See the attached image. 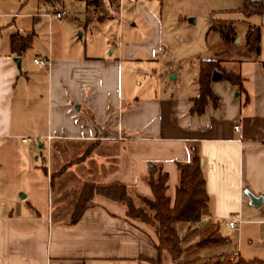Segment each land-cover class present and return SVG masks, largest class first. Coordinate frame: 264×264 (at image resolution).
Returning <instances> with one entry per match:
<instances>
[{
    "label": "crops",
    "instance_id": "0c3cea01",
    "mask_svg": "<svg viewBox=\"0 0 264 264\" xmlns=\"http://www.w3.org/2000/svg\"><path fill=\"white\" fill-rule=\"evenodd\" d=\"M8 1L0 0V28L4 19L11 23L3 38L0 35V140L28 143L34 151L45 153L46 163L53 154H64L68 144L74 150L83 147L86 153L76 164L83 167L77 192L87 181L100 185L119 182L141 208L138 196L151 197L146 181L150 169L167 174V194L172 200L179 178L176 164L188 162L189 148L193 147L201 157L208 195L207 205L200 211L202 219L218 221L219 232L220 224L228 229L226 222H236L226 242L211 247L213 255L230 253L264 260V246L252 248L257 231L264 226V54L227 62L215 53L227 70L242 77L244 90L238 91L226 81H212L210 89L217 103L213 106L208 100L199 115L189 111L198 92L197 81L192 88L177 93L138 95V91L121 86L117 59L88 57L77 50L54 52L49 44L44 51L35 44L32 57L47 61L43 66L45 85L23 90V86L16 88L20 79L32 84L38 79L24 71L18 73L9 36L31 33L32 47L41 19L48 28L50 20L60 18L48 17L47 12L64 7L55 9L39 0H15L14 5ZM238 1L232 0L239 9ZM38 5L46 10H38ZM12 6H17L16 11ZM21 9L24 11L17 12ZM244 18V41L236 43L241 50L246 49V30L256 26L262 50L264 12ZM25 51L19 56L21 68ZM27 89L28 93L24 92ZM96 151L100 155L93 159L91 154ZM85 161L87 167L83 166ZM69 164L61 167L58 177ZM245 190L260 196L261 203L251 206ZM64 195L62 189L57 190L54 210L68 216L56 221L50 217L52 209L41 214L30 202L22 203L18 198L11 205L0 204V264H175L165 251L161 261H156L154 230L126 216L124 205L94 195L92 205L70 223L77 194L70 201L71 208L65 210ZM187 227L193 229L187 224L178 226L182 230ZM196 238L194 233L192 243Z\"/></svg>",
    "mask_w": 264,
    "mask_h": 264
},
{
    "label": "rangeland",
    "instance_id": "374dc122",
    "mask_svg": "<svg viewBox=\"0 0 264 264\" xmlns=\"http://www.w3.org/2000/svg\"><path fill=\"white\" fill-rule=\"evenodd\" d=\"M14 1L8 2L13 4ZM100 3L98 8L86 6L84 0H60L54 4L55 9L64 7L68 12L62 8L67 13L59 20H50L48 28L41 19L35 27L33 46L23 54L20 67L26 76L36 75L37 84L31 81L23 83L20 79L16 88L23 86L25 90L30 86L41 88L45 85L44 67L32 63L35 44L43 51L49 44L54 52L59 49L62 52L77 50L88 57L117 59L121 86L144 96L192 88L196 82L195 69L202 58L220 57L231 62L229 60L234 57L264 54V43L257 53L245 47L241 50L240 44L236 43L238 39L241 43L244 41L243 29L247 18L241 16L232 0H101ZM38 6V10H46ZM12 7L16 11L17 6ZM22 11L24 9L17 10L19 13ZM4 20V26L0 28L1 37L11 29L10 19ZM17 20L21 22L23 19ZM230 29L234 34L225 38L223 35H228ZM217 52L219 57L215 56ZM149 90L150 93L147 92ZM24 92L28 93V89ZM85 153V148L74 150L72 144H68L64 154L55 153L46 163L45 153L34 151L28 143L21 144L17 139L0 140V204L11 205L18 198L22 203L30 202V206L41 214H45L47 208L52 209L50 217L54 221L68 216L55 212V195L62 189L66 201L62 209L71 208L70 201L80 191L77 192L76 188L78 179L83 176V167L76 164ZM98 155L100 153L96 151L91 157L97 159ZM67 163L71 166L58 177L61 167ZM83 166L87 167L88 162L85 161ZM142 208L148 215L152 214L146 207ZM143 223L152 230L157 224ZM178 226L180 245L187 249L174 261L175 264H192L213 255L211 247H191L194 233L199 232L198 227L193 226L189 231L188 227L182 230ZM260 228L252 248L264 246V226ZM230 231L220 224L222 235H230ZM255 253L259 255V252Z\"/></svg>",
    "mask_w": 264,
    "mask_h": 264
},
{
    "label": "trees",
    "instance_id": "16d2710c",
    "mask_svg": "<svg viewBox=\"0 0 264 264\" xmlns=\"http://www.w3.org/2000/svg\"><path fill=\"white\" fill-rule=\"evenodd\" d=\"M45 4L54 5L60 0H39ZM85 5H92L98 8L101 0H84ZM111 2V0H108ZM240 13L243 17L264 12V0H240ZM233 34L230 29L229 34H224L225 38ZM31 33L15 32L9 36V50L15 56H20L31 45ZM245 46L249 51L258 52L259 30L256 26H250L245 34ZM264 70V61L261 62ZM198 92L191 99L192 105L189 108L191 114L202 113L208 100L215 106L217 97L210 89L212 81H226L234 85L238 91H243L242 77L233 71L227 70L220 59L207 58L199 61L197 74ZM190 160L186 163H177L179 172L178 184L175 187L172 200L167 194V174L160 169L151 168L146 181L150 187L151 197L138 196L139 200L151 211L148 215L144 208L134 204L127 194L126 187L119 182H112L106 185L95 184L94 182H83L80 191L73 204L70 223L79 219L81 213L88 206L92 205L91 198L99 195L115 203H120L125 207L126 216L138 219L146 223H157L155 227L156 243L154 247L157 252L156 261H161L162 253L165 251L170 258L175 261L187 247L180 245L181 239L177 233V225L187 224L199 228L197 238L191 247L199 249L214 247L226 242V236L219 232L218 221L203 220L201 209L206 207L208 195L205 191L204 178L201 172V157L195 148H189ZM155 173V174H154ZM202 224L200 225V222ZM148 261H152L148 259ZM192 264H264L263 259H244L238 255L221 253L211 255L206 259Z\"/></svg>",
    "mask_w": 264,
    "mask_h": 264
},
{
    "label": "built area",
    "instance_id": "2783aa9c",
    "mask_svg": "<svg viewBox=\"0 0 264 264\" xmlns=\"http://www.w3.org/2000/svg\"><path fill=\"white\" fill-rule=\"evenodd\" d=\"M129 1L132 2L133 0H129ZM64 13H65L64 10H61V11L55 10L51 14H46V16L54 17V18H61L64 15ZM32 61L34 64H38V65H42V66L47 65V61L45 59H42V58H33ZM234 128L236 129L237 127L234 126ZM23 141L26 142V141H28V139L23 138ZM226 226L229 229H234L236 227V222L235 221H228V222H226Z\"/></svg>",
    "mask_w": 264,
    "mask_h": 264
},
{
    "label": "water",
    "instance_id": "95a60500",
    "mask_svg": "<svg viewBox=\"0 0 264 264\" xmlns=\"http://www.w3.org/2000/svg\"><path fill=\"white\" fill-rule=\"evenodd\" d=\"M191 21H193L191 19ZM12 62L14 63L16 70L18 73H21V68H20V57L19 56H14L12 57ZM236 95V94H235ZM244 194L247 196L249 204L251 206H258L261 203V197L260 196H253L250 192L247 190L244 191Z\"/></svg>",
    "mask_w": 264,
    "mask_h": 264
}]
</instances>
